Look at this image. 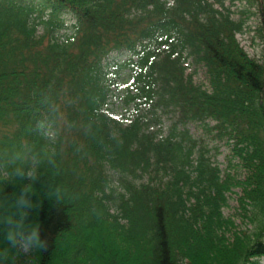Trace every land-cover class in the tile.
<instances>
[{
  "label": "trees",
  "instance_id": "1",
  "mask_svg": "<svg viewBox=\"0 0 264 264\" xmlns=\"http://www.w3.org/2000/svg\"><path fill=\"white\" fill-rule=\"evenodd\" d=\"M255 4L259 58L238 42L245 22L224 0H0L5 264L21 256L6 239L9 217L39 224L48 242L27 264H261L264 0ZM113 54L128 56L114 64L132 80L127 124L106 111ZM189 60L205 67L208 89L187 74ZM169 113L167 135L150 131ZM189 123L228 140L243 179L222 176ZM234 187L250 229L224 216Z\"/></svg>",
  "mask_w": 264,
  "mask_h": 264
},
{
  "label": "rangeland",
  "instance_id": "2",
  "mask_svg": "<svg viewBox=\"0 0 264 264\" xmlns=\"http://www.w3.org/2000/svg\"><path fill=\"white\" fill-rule=\"evenodd\" d=\"M225 6L230 8L232 15L235 19H241L245 22V27L243 32L237 34V40L244 50L248 53L250 57L259 58L262 50V42L257 37L256 28L259 23V16L257 12V7L255 0H224ZM128 56H120L118 54L111 55L107 60L108 71L112 75L109 78L112 79L113 85L111 88V97L107 102L106 111L109 116L117 118L123 124L131 123L137 114L135 113V108L133 104H126L123 101V98L126 94L127 89L132 83L130 73L125 69L114 68L115 63H122L126 61ZM110 64V67H109ZM106 66V67H107ZM184 66L187 68V74L193 76V81L197 85H202L204 89H208L209 84L207 80L206 69L203 65L195 64L192 60L184 63ZM177 120V116L169 113L164 114L162 118L161 125L150 124V131L159 132L161 136H165L169 133L170 127ZM215 123L210 122V125L213 126ZM183 129V127L181 126ZM185 129L194 138H203L209 144L208 148L210 150L209 155L213 158L215 165L219 167L224 173L229 170L232 175L238 179H243L245 174L238 164L236 159H233V152L231 151L232 147L228 143V140L225 138L223 140H215L214 134L206 133L199 124L189 123L184 126ZM161 129V131H159ZM112 183L110 187L116 189V193L120 192L121 183L119 182V176L116 173L111 175ZM148 177H142L138 180V183L146 182ZM241 189L234 187L232 192L228 193V205L224 207L223 212L226 218H231L236 225L238 230L250 229L251 225L248 223V220L243 216V210L239 206L238 198L241 195ZM21 251V250H20ZM30 252L24 253L21 251L20 264H27L29 262ZM183 264H187L184 261ZM261 264H264V258L261 261Z\"/></svg>",
  "mask_w": 264,
  "mask_h": 264
},
{
  "label": "clouds",
  "instance_id": "3",
  "mask_svg": "<svg viewBox=\"0 0 264 264\" xmlns=\"http://www.w3.org/2000/svg\"><path fill=\"white\" fill-rule=\"evenodd\" d=\"M9 228L6 234L8 244L12 249H19L24 253L38 252L46 249L47 240L41 236L39 224L23 226L13 218H8ZM7 252H0V264H5Z\"/></svg>",
  "mask_w": 264,
  "mask_h": 264
}]
</instances>
